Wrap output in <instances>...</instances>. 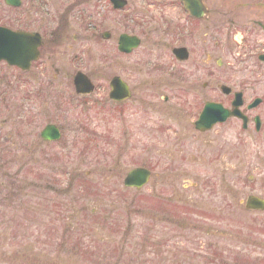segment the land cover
Instances as JSON below:
<instances>
[{
    "label": "rangeland",
    "instance_id": "rangeland-1",
    "mask_svg": "<svg viewBox=\"0 0 264 264\" xmlns=\"http://www.w3.org/2000/svg\"><path fill=\"white\" fill-rule=\"evenodd\" d=\"M72 1L23 0L21 6L11 7L0 0V24L50 32L64 16L70 23L66 41L59 47L65 70H83L102 88L109 71L121 73L127 66L126 77L133 85L150 88L153 75L147 63L154 54L167 55L171 42L166 31L159 33L157 26L167 27L162 20L166 13L160 15L150 5L156 0H129L123 11L109 6L108 0H87L73 11ZM254 1L218 0L217 7L221 5L225 12L229 9L230 16L239 18L234 27L226 20L219 29L221 44L216 46L213 36L207 42V50L215 57L223 56V80L249 83L251 100L264 97V72L252 66L256 62L251 51L253 47L264 49V30L254 29L249 20L256 12H264V7L257 8ZM135 12L148 17L140 18L136 25L129 19L135 28L131 32H141L144 40L131 57L122 56L113 42L93 37L87 29L88 23H94L96 35L110 27L119 33L125 29V17ZM192 28L200 26L196 28L192 21ZM190 41L197 48L195 39ZM75 44L78 54L74 57L69 48ZM243 53L247 54L244 60ZM40 63L45 66L48 61L41 59ZM140 67L142 72L137 74ZM48 70L44 69V80L54 82L65 93L56 107L63 137L52 144L40 137L47 122L31 125L26 120V103L17 90L23 91L27 74L0 64L3 264H264V210H248L241 202L251 194L264 198L261 135H244V146L238 145L235 157L230 155L233 159L228 168L218 167H224L222 174L193 162L184 164L187 169L180 168V173L170 174L163 163L153 166L158 158L155 119L144 116L141 127L134 121H116L117 117L109 115L111 104L100 96L103 89L96 97H76L71 76L55 81L54 68ZM16 75L20 82L14 91L11 81ZM33 77L41 79L40 75ZM52 98L56 100V95ZM32 106L34 110L41 107L39 102ZM259 111L264 112V104ZM33 118L35 122L37 117ZM237 129L239 126L235 132L228 129L226 136L233 138ZM142 166L152 169L150 182L140 189L125 186L127 172ZM193 171L202 173L194 176L206 182L196 190L186 188L194 181Z\"/></svg>",
    "mask_w": 264,
    "mask_h": 264
},
{
    "label": "flooded vegetation",
    "instance_id": "flooded-vegetation-1",
    "mask_svg": "<svg viewBox=\"0 0 264 264\" xmlns=\"http://www.w3.org/2000/svg\"><path fill=\"white\" fill-rule=\"evenodd\" d=\"M86 1L73 0L70 2L73 11ZM192 1H195V4H191ZM152 3L150 5L155 7L160 15L166 13V16L163 14L162 20H164L167 27L165 29L160 25L157 27H160L159 33H164V31L168 33L171 42L166 49L167 55L154 54V58L147 63L153 75L149 84L150 88H140L141 83L133 85L126 77L127 66L124 70H121V73L109 71L104 77L106 79L102 88L98 80L94 81L83 70H65L62 63L63 57L59 55V47L66 41L65 36L70 23L64 16L61 17V22L57 27L50 29V32L29 31L10 26L14 30H23L40 35V43L37 46L38 56L26 68L17 64L10 65L7 62H0V64L4 63L18 70L16 72L27 74V84L26 79H24L26 86L23 91L17 90V93L19 95L23 94L21 98L26 103L28 115L26 120L29 121L28 124H42L43 120L47 122L44 124L43 129L52 125L58 127L61 133L58 139H46L42 136L43 129L40 131V137L46 144L59 142L63 137V129L58 122L60 120L59 115L56 116V107L58 106L57 99L61 98L62 93H65L62 91L64 89L55 85L54 82L44 80V69L49 72L48 68L51 67L55 70V81L60 76H71L72 89L75 90L76 97L82 98L91 95L96 97L95 94L97 95L98 91L103 89L104 92L100 93V96L104 97L105 103L111 104L109 105L111 106L109 115L111 118L117 117L116 121L120 120L121 123L125 122L127 124L134 121L137 127H141L144 116L155 119L153 138L156 141L155 152L158 158L153 164L154 168H158L163 163L168 173L178 174L182 171L180 168L187 169L184 164L193 162L199 167H210L213 169L214 174H217V172L222 174L224 167H220V169L218 167L224 165L225 168H228L227 163H230L233 159L230 155L232 154L235 157L240 151L238 145L243 144L244 146L246 141L244 135L257 133L264 139V112L259 111L264 104V97L255 96L252 100L248 99L249 88L246 84L249 83L225 82L221 75L224 66L223 56L215 57L212 51L207 50L208 37H215V45L218 46L221 44L218 39L219 29L221 27L223 29L226 20L228 21L226 23L234 27L239 17L230 16L229 9L225 12L222 10L221 5L217 7L219 5L218 0H163V2L156 0ZM253 4L257 5V8L264 7V0H255ZM108 5L116 10L123 11L129 5V0H126L125 6L120 8L115 7L113 0H108ZM194 6H197L199 15L192 13L190 7ZM225 15L228 17L226 18ZM147 17L148 14L145 13L138 14V12H135L129 14L128 18L125 17L127 21L123 23L125 29L119 33L114 32L115 30L110 27L96 35L93 32L94 23H88L87 29L90 28L93 37L103 39L111 45L114 43L116 50L122 56L131 57L135 55L144 41L141 32H131L135 30L132 24L136 25L134 22H140V18ZM129 19L133 22L131 25ZM249 20L254 29L264 30V12H256ZM192 21H195L196 28L200 26V29L197 28L200 31L192 28ZM122 35L137 36L140 39V45L131 51L121 49ZM198 36L200 39L196 38ZM191 38L195 39L197 48H194L191 44ZM76 45H70L69 48L71 55L74 57L78 54ZM256 49L255 47L251 48L254 53L252 57H255L253 62H256L252 66L257 67V72L263 73L264 49L261 51H259L261 47L258 50ZM246 52H248L247 49ZM242 56L241 59L244 60L247 54L243 53ZM106 58L110 60L108 57ZM41 59L47 60L48 63L43 66L40 63ZM110 63L109 66H111ZM208 66H210V69H208ZM35 69L37 70L36 73L34 72ZM137 70V74L142 72L141 67ZM79 72L85 73L89 79L92 91L88 94L80 93L75 86V77ZM33 75H40L41 79H35ZM14 78L13 81L9 80L11 81V88L16 91L17 84L20 82V75H16ZM134 81H138V79L135 78ZM253 82L255 84L254 78ZM52 94L56 95L54 101ZM258 99L260 101L256 103ZM33 102H39L40 109L34 110ZM130 102L134 103L132 107H129ZM47 108L50 109V113H48ZM47 115L49 116L47 117ZM34 116L37 117L35 122ZM236 126H239L240 130L237 129L233 138L226 136L227 130L232 129L235 132ZM9 134H11V131H9ZM50 134L53 133L50 132ZM9 138H11L10 135ZM231 139L234 140L233 144L229 143ZM223 157L228 160H224ZM193 172L196 173L192 174L194 181L188 182L186 188L196 190L206 182L194 176L202 173ZM184 174L191 173L184 171ZM2 175L0 167L1 178Z\"/></svg>",
    "mask_w": 264,
    "mask_h": 264
},
{
    "label": "water",
    "instance_id": "water-1",
    "mask_svg": "<svg viewBox=\"0 0 264 264\" xmlns=\"http://www.w3.org/2000/svg\"><path fill=\"white\" fill-rule=\"evenodd\" d=\"M9 5L19 6L21 5V0H5ZM116 8L125 6L126 0H113ZM191 4H195L192 1ZM193 14L199 15L197 6L190 7ZM197 11V12H196ZM40 43V35L38 33H28L24 31H13L8 27L0 25V60L5 59L10 63H19L25 61L26 58L28 62L31 59L36 58L37 46ZM140 40L137 37L122 35L121 37V49L131 51L133 48L138 47ZM25 66V65H24ZM27 66V65H26ZM79 75L77 78V86L81 91L86 90L88 87L89 79L85 76ZM260 100H256V103ZM53 133L52 137L49 133ZM43 136L46 138H58L59 130L56 126H48L43 131ZM151 177V171L146 168H133L131 169L126 178L125 186L141 188L143 187ZM246 207L249 209H264V199L256 196L249 195L246 200Z\"/></svg>",
    "mask_w": 264,
    "mask_h": 264
},
{
    "label": "trees",
    "instance_id": "trees-1",
    "mask_svg": "<svg viewBox=\"0 0 264 264\" xmlns=\"http://www.w3.org/2000/svg\"><path fill=\"white\" fill-rule=\"evenodd\" d=\"M3 261L7 262V260H3ZM0 262H2V261H0ZM0 264H3V262H2V263H0Z\"/></svg>",
    "mask_w": 264,
    "mask_h": 264
}]
</instances>
